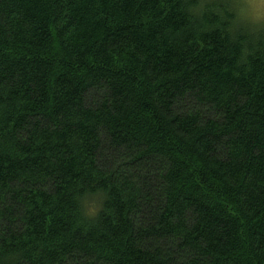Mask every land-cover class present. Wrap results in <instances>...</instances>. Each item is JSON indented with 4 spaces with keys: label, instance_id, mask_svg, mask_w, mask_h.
<instances>
[{
    "label": "trees",
    "instance_id": "1",
    "mask_svg": "<svg viewBox=\"0 0 264 264\" xmlns=\"http://www.w3.org/2000/svg\"><path fill=\"white\" fill-rule=\"evenodd\" d=\"M187 2L0 0V264H264V42Z\"/></svg>",
    "mask_w": 264,
    "mask_h": 264
},
{
    "label": "clouds",
    "instance_id": "2",
    "mask_svg": "<svg viewBox=\"0 0 264 264\" xmlns=\"http://www.w3.org/2000/svg\"><path fill=\"white\" fill-rule=\"evenodd\" d=\"M186 10L201 27H207L211 15L218 22L225 21V31L230 39L247 37L245 46L264 42V0H188ZM108 193L103 188L86 189L75 196L79 213L84 221H94L103 209Z\"/></svg>",
    "mask_w": 264,
    "mask_h": 264
}]
</instances>
